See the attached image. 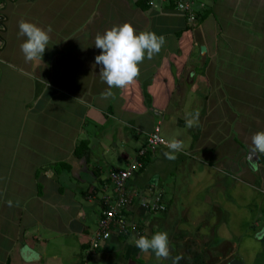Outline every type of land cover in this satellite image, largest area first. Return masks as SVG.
I'll return each mask as SVG.
<instances>
[{
    "label": "crops",
    "instance_id": "obj_1",
    "mask_svg": "<svg viewBox=\"0 0 264 264\" xmlns=\"http://www.w3.org/2000/svg\"><path fill=\"white\" fill-rule=\"evenodd\" d=\"M142 1L0 0V264L28 259L31 264H136L148 259L132 234L112 236L95 251L89 240L104 197L115 192L109 172L136 159L156 124L166 142L175 138L183 148L169 159L166 145L158 146L146 168L157 162L158 180L168 175V186L176 176L189 184L188 173L197 180L210 173L216 220L207 209L195 212L208 216L203 228L211 233L210 246L230 245L220 256L227 263L264 264V154L256 155L253 167L246 159L252 134L264 130V118L256 113L249 119L254 129L237 128L238 115L253 110L244 102L230 104L233 56L220 55V44L244 41L243 31L251 25L264 37L259 14L264 0H196L195 11L208 14L192 28L174 8ZM20 19L52 28L39 67L26 62L20 50ZM125 21L137 31L164 36L165 43L159 54L139 64L132 84L105 96L108 86L95 63L100 49L94 38ZM252 54L264 58V51ZM197 112L198 123L188 126L189 114ZM144 170L127 186L147 195ZM237 184V193L228 194ZM173 188H179L176 181ZM228 196L235 200L220 210L221 199ZM171 200H166L167 212ZM183 206L181 214H190ZM150 216L144 217L147 222ZM238 217L240 231L235 227L227 235L221 227ZM190 222L183 226L202 229L200 222ZM252 244L258 246L246 253L244 246ZM33 250L38 253L34 259Z\"/></svg>",
    "mask_w": 264,
    "mask_h": 264
},
{
    "label": "rangeland",
    "instance_id": "obj_2",
    "mask_svg": "<svg viewBox=\"0 0 264 264\" xmlns=\"http://www.w3.org/2000/svg\"><path fill=\"white\" fill-rule=\"evenodd\" d=\"M259 6H262L261 8L264 9V5L262 3L261 5L259 4ZM253 9L254 8L252 7V11H254ZM261 12L262 11H260L259 14H262V18H264V11L263 13ZM247 24L250 25L254 23L251 21L247 22L245 25ZM247 30L243 31L244 34H242L247 37L244 38V41L235 39V43L232 42L228 44V41H225L224 43L220 44V55L224 56V53L227 52L232 53L231 55L233 57L231 58V60H228L230 61V63H233L234 61L235 66L232 67L229 71V74L234 81L233 85L230 86L231 91L228 95V98L231 99L229 100L230 104L234 105V102H244L247 104L248 108L253 110L250 112L251 114L249 113L250 110H246L245 113L238 115V118L236 119L238 129L243 128L245 125L248 129H250V127L254 129L252 127L251 120L249 121V119L255 117L256 113L260 117L264 118V58L259 60L257 58H253L254 53L250 55L252 51L256 53L264 51V37H261L262 33L256 31L253 28V25L248 27ZM236 33L240 32L236 31L235 34ZM258 47L260 49L261 47H263V51L260 49H256ZM223 72L225 73L226 70H223ZM235 72H239V75H234ZM260 80L261 84H259ZM237 99L240 101H238ZM237 109L241 110L239 106L237 107ZM244 118L247 119V123L243 122ZM179 156L182 155L179 154ZM156 157L159 158V155H156ZM158 166L159 165L157 164V162H155L151 166H148L142 174L143 179L146 182H149V184H154L157 189L158 183H160L164 191L165 201L169 200L170 198L172 200L170 202V208L168 212L166 210L164 213L152 214L150 216V220L148 222L144 221V223L146 225L145 229H147L148 231L147 235H151V233H154L158 230L167 231L169 242L172 244V247H170L171 256L166 260H157L154 255H150L148 259L143 258L138 261L136 260L137 264H169L170 258L172 257L173 248L178 252L184 254V246L187 245H190L195 250H201L208 254L209 264H225L227 260L223 259V256H220L224 251L229 250L231 246L228 244H223L222 246L212 248V246H210L209 244V237L211 233L203 228L204 225L207 226V223H209L208 216H206L204 212L200 214L195 213L207 209V211L205 212H210L213 216V219L216 220V215H214V213L212 212L213 201H211V198L213 194L210 192L212 191V189L214 190V186L213 181L211 180L212 178L210 177L211 174H204L203 178H201L199 174L198 177L200 179L198 178L197 180L195 178V175L191 176L188 173L185 178L188 179L190 185L186 182H183L182 179L179 180V176H176L173 178V181L171 180L169 182L168 186L166 184V178L168 177V175L161 182H159V176H157ZM169 167L173 166L171 165ZM199 167H201V165H199ZM162 169L166 171V168ZM174 181L177 182L179 188L172 189V184ZM239 186L240 185L238 184L235 185L233 187V190L228 194H236L239 190ZM208 193H210V200L206 199L205 197L206 195L208 196ZM173 194H175L174 197ZM253 194L254 191H252L251 195ZM255 197L256 196H253L252 198ZM227 200H235V197L228 196L222 198L220 201V205L218 206L220 210H224ZM184 204L188 205V208L191 210L190 214L188 215L181 214V210L183 209ZM189 219L192 220V222H190L191 225L193 224V222L195 223V221L196 224L200 222L202 229L197 228L195 230L193 226L190 228H186L189 225H186V220L188 221ZM241 221L242 220L238 217V219H233L225 223V225H223L221 229L224 228V230H226L227 232L226 234L230 235V233H232V228L236 227V230L241 229L239 228ZM183 225L186 227H184ZM257 246V244H252L250 248L244 246L245 252L250 254L251 250L256 248ZM78 252H80L79 249L76 253ZM263 259L264 257L260 258L261 263ZM245 264L250 263L247 261Z\"/></svg>",
    "mask_w": 264,
    "mask_h": 264
},
{
    "label": "clouds",
    "instance_id": "obj_3",
    "mask_svg": "<svg viewBox=\"0 0 264 264\" xmlns=\"http://www.w3.org/2000/svg\"><path fill=\"white\" fill-rule=\"evenodd\" d=\"M51 26L42 28L36 23L20 19L18 21V37H24L20 44V50L26 62H34L37 67L43 64L42 57L46 47L49 45ZM165 43V37L157 35L153 31H137L130 22H123L113 25L97 33L94 38V45L100 49L95 56V63L101 65L100 79L108 86L105 96L113 95L111 89H120L132 84L139 76V64L145 57L152 59L159 54ZM198 112L189 114L186 121L188 126L198 123ZM169 149L165 156L175 159V153L183 148L181 141L173 138L166 143ZM251 149L256 153L264 154V130H258L251 136ZM11 206V201H8ZM132 242L136 248L146 256L154 255L157 260H166L171 256L170 242L167 231H155L151 235L141 234L133 237ZM38 257L34 250L31 258ZM172 264H179L183 259L182 255L171 257ZM31 264V259L26 260Z\"/></svg>",
    "mask_w": 264,
    "mask_h": 264
},
{
    "label": "built area",
    "instance_id": "obj_4",
    "mask_svg": "<svg viewBox=\"0 0 264 264\" xmlns=\"http://www.w3.org/2000/svg\"><path fill=\"white\" fill-rule=\"evenodd\" d=\"M196 0H145L146 4L154 8L172 7L185 16L187 24L192 28L197 24L195 11ZM202 6V4H201ZM165 139L161 136L160 125L156 124L151 132L148 133L144 144L137 150L136 159L130 161L123 168L111 170L108 179L115 189V196L104 197V208L101 209L97 221V227L89 240V249L95 251L100 248L112 236L122 234H132L138 237L145 234L146 225L144 223L146 215L162 212L166 209L163 190L154 184H149L147 195L141 193L136 188L127 186L134 173L143 166L141 158L148 151H154L158 146L166 145ZM137 203L133 207L134 200ZM137 206V208H135ZM141 215L139 219H134L132 213L136 215L135 210ZM127 212V213H124ZM131 214V216H130Z\"/></svg>",
    "mask_w": 264,
    "mask_h": 264
},
{
    "label": "trees",
    "instance_id": "obj_5",
    "mask_svg": "<svg viewBox=\"0 0 264 264\" xmlns=\"http://www.w3.org/2000/svg\"><path fill=\"white\" fill-rule=\"evenodd\" d=\"M144 2V1H142ZM145 3V2H144ZM146 4V3H145ZM208 14V11H205L203 13H198L196 12V17H197V21L200 22L206 15ZM144 144V143H143ZM142 144V145H143ZM140 148V147H139ZM156 150V149H155ZM154 150V151H155ZM153 151V152H154ZM152 151H148L145 156H143V158H141V161H142V164L143 166L139 169V171H137L136 173H134L133 176H136L137 174L141 173L147 166V164L149 163V158H150V155L153 153ZM123 168V167H122ZM110 182V181H109ZM111 184V183H110ZM127 184H128V181H127ZM111 186H113L111 184ZM149 186V185H148ZM161 186V184H160ZM162 187V186H161ZM114 188V187H113ZM147 190L145 192H148V187H146ZM163 190V189H162ZM163 194H164V191H163ZM115 196V192H114V195L113 196H110V197H114ZM137 199L134 200L133 202V207L134 205L137 203ZM104 202V200H103ZM135 208H137V206H135ZM167 210V207L164 211L162 212H158V213H164L165 211ZM124 213H127L124 211ZM157 213V214H158ZM152 214H156V212L152 213ZM148 231L147 229H145V234L147 235ZM125 236H127L126 234H122V235H118L116 236L117 239H120V238H124ZM115 237V236H114ZM219 242L218 241H214L213 244L217 245ZM174 246V245H173ZM170 247H172V244H170ZM185 248V253H180L178 252L176 249L173 248L172 250V257L176 256V255H182L183 259H181L179 261V264H209V255L206 254L205 252L201 251V250H195L193 249L190 245H187V246H184ZM135 263L137 264V262L135 261ZM227 262H225L226 264ZM5 264H9V262L7 261ZM169 264H172V259L170 260Z\"/></svg>",
    "mask_w": 264,
    "mask_h": 264
},
{
    "label": "water",
    "instance_id": "obj_6",
    "mask_svg": "<svg viewBox=\"0 0 264 264\" xmlns=\"http://www.w3.org/2000/svg\"><path fill=\"white\" fill-rule=\"evenodd\" d=\"M204 49H205L204 46H201V47H200V50H201V51H203ZM257 154H258V153L252 151V149H249V150L247 151L246 159L248 160L249 165H250L251 167L254 166V163H255V161H256V158H255V157H256ZM227 264H243V262H242V261H239V260H237V259H231V260L228 261Z\"/></svg>",
    "mask_w": 264,
    "mask_h": 264
}]
</instances>
